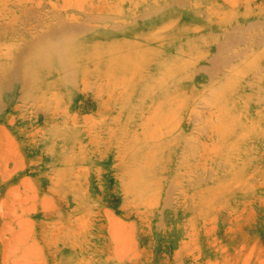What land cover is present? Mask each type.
<instances>
[{"label": "rangeland", "instance_id": "374dc122", "mask_svg": "<svg viewBox=\"0 0 264 264\" xmlns=\"http://www.w3.org/2000/svg\"><path fill=\"white\" fill-rule=\"evenodd\" d=\"M246 31L252 41H237ZM151 49L177 84L155 93L168 109L147 102L119 144L138 80L106 60L152 93ZM263 49L264 0H0V264H264V104L245 98L247 85L264 90V58L219 93ZM217 187L229 192L199 210L195 192Z\"/></svg>", "mask_w": 264, "mask_h": 264}, {"label": "bare ground", "instance_id": "6f19581e", "mask_svg": "<svg viewBox=\"0 0 264 264\" xmlns=\"http://www.w3.org/2000/svg\"><path fill=\"white\" fill-rule=\"evenodd\" d=\"M192 6L194 8H196L197 10H199L200 8H203L202 6V3L201 1H194L192 2ZM207 9V13L208 15L211 17L212 13L214 12V8H206ZM153 11V10H152ZM157 11V10H156ZM150 12V11H149ZM227 17H230V18H233L234 15H232L231 13H228L226 15ZM171 17V16H170ZM169 22H171V18H169L168 22H165L164 25H167L169 24ZM165 29H167V27H165ZM128 31V30H126ZM194 31H196L194 29V26L193 28L192 27H189L187 31H184L186 32L182 42H179L180 45L178 47V51L181 53H183L184 49L186 48L187 44H188V39L191 38L193 36V33ZM150 31H148L149 33ZM147 33V34H148ZM141 37V36H140ZM174 37H175V33H169L166 37V43L168 42L169 43H174ZM139 38V37H138ZM149 39H153V40H156L157 37L156 35H151L149 36ZM167 39H169V41H167ZM235 39V38H234ZM172 40V41H171ZM237 41L238 40H245V41H252V36L250 35V32L249 31H246V32H240L239 36L237 37L236 39ZM206 42V40L204 41ZM48 43L46 42L45 46L47 45ZM127 44H130V43H127ZM126 44V45H127ZM109 47H111V49L113 47L117 48L118 46L117 45H110ZM158 49V48H157ZM156 49H151V50H147L146 52H144L143 54V59H144V68L145 67H153L154 65H158L159 66V70L160 71V75H158V77L156 78H153L152 79V82L149 81L147 84H152L154 86V88L152 89V93H149L148 90L146 89L145 91H142L140 94V90L142 89L141 88V83H140V79L138 76L140 74V72L138 70H135V71H132V68H130V71H128L126 73V63H117V62H113V60L115 59L114 57V54H109L108 56V59L106 60L107 62H109V70L111 71L112 75H114L115 73H118L120 76L118 77V80H122V79H126L127 76H129L130 78L132 79H136L138 81H136L135 83H133L132 85L129 86V88L127 87L126 89V92L127 93V97H134V98H137L136 101H135V104L133 105H129L125 107V112H124V116H123V119H122V122L120 123V125L116 128V131L114 132V136H113V139L112 140H116V142H118L119 144H122V142H124V139H125V134H126V127L127 125L131 124L132 122H134V118H138V119H143L144 118V115H145V112H144V108L146 106V103L147 102H150V104L148 105L147 107V110L148 111H152L154 113H156L155 111L157 110L155 108V101L156 103L158 104V106H162L160 108V111H164L166 109H168V107H164V105L166 104V102L164 103H160L157 101L156 99V92L160 89H167V88H171V84H177V80L175 79H172L170 78L169 75H164V73H166V69H167V64H166V54L165 52L163 51H155ZM109 52H113V51H109ZM128 52V53H127ZM125 52V54H123V59L124 58H128V55H130V51H127ZM114 58V59H113ZM258 58V62L256 63V59ZM264 58V49L261 51L260 54H257L255 57L251 58V57H247L245 60H244V64H243V67H239L234 69L232 68V70L228 73L227 75V80L226 82L221 86V88L219 89V93H226V92H233L235 90H238V87H237V81L239 80V78L249 74L250 72H252V70L255 69V71L257 69H259V60L262 61ZM61 60V59H60ZM62 61V60H61ZM66 64L68 65H71L73 64V61L72 59H67L66 60ZM130 64V63H128ZM176 65V68L178 70H181V71H186L189 69V65L188 63L185 61L184 58H176V61L174 63ZM87 68H89V70H84L86 73L88 74H93L95 75L94 73H96V71L93 69L91 70L90 69V65L87 64L86 65ZM245 66V67H244ZM143 69V68H141ZM238 69H241V70H238ZM168 70V69H167ZM172 72V71H170ZM168 73V72H167ZM109 83L107 85H105L104 83L102 84V86L100 85L101 88H103L105 86V88H107L109 85H110V82L109 80H106L105 83ZM261 82L264 84V76L261 78ZM9 87V85H8ZM247 88H248V92L245 96L246 100H248L250 103H261V104H264V90L263 91H258V89L255 90V88L253 87V85H247ZM6 89L5 86H2L0 88V90H4ZM159 92V91H158ZM179 91H177L176 89L174 90V92L171 91V96L170 98H172L174 101H176V103L178 102L179 104L180 101L182 103L185 102L186 98H181L179 97V95L177 94ZM260 92V93H258ZM152 94L154 96V99L152 98ZM180 98V99H178ZM43 105L46 107V101L43 100ZM173 102V101H171ZM174 103V102H173ZM180 107V105H179ZM177 108V106H176ZM158 111V110H157ZM236 122V117L233 116V121L232 123H235ZM230 122V125L232 124ZM144 126V124L142 125ZM220 127H222L224 129V127H227L225 124H221ZM146 133V131H143V134ZM111 140V139H110ZM134 141H136V143H133V145H138V139L136 138V136L134 137ZM179 141V140H178ZM183 141V138H180V141L179 142H182ZM237 143L238 141L234 140L232 142V145L231 147H229L228 149L230 150H236L237 148ZM142 146H140L139 149H141ZM131 156V154H130ZM222 156V155H221ZM230 156H231V153H229V156L225 155L223 157H218L219 159H217L215 162H222V163H228V162H231L230 160ZM134 158H137V155L134 157ZM166 156L163 158L165 159ZM130 159V158H129ZM161 160V159H160ZM235 160H236V163L237 165L241 163V166L245 165L248 158H244L241 160V162H238V156L235 155ZM238 165V166H239ZM177 168H175L176 170ZM243 167H239L238 170H242ZM179 176H181V174L178 173ZM178 176V178H179ZM216 176H218V173H216ZM222 189V188H221ZM219 187L217 188H200L197 190V192H195V195H194V199L196 200L197 199V204L199 205V210H204V209H207L208 207L206 206H203V205H210L212 204L216 199H218L219 197H223L224 195L221 194L222 192H224V194H226L227 192H229V190H221Z\"/></svg>", "mask_w": 264, "mask_h": 264}]
</instances>
